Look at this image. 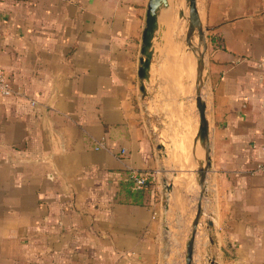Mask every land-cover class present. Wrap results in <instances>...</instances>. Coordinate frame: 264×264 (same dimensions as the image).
<instances>
[{
    "label": "crops",
    "instance_id": "obj_1",
    "mask_svg": "<svg viewBox=\"0 0 264 264\" xmlns=\"http://www.w3.org/2000/svg\"><path fill=\"white\" fill-rule=\"evenodd\" d=\"M148 1L0 0V68L23 93L0 97V264H184L204 152L192 154L191 80L176 84L169 127L157 102L166 18L149 96L141 92ZM197 2L212 166L194 262L209 264L208 254L216 264H264V80L254 67L264 57V0H204V13ZM166 129L167 157L156 138ZM171 168L179 178L165 216ZM133 170L152 174L149 192L136 193Z\"/></svg>",
    "mask_w": 264,
    "mask_h": 264
},
{
    "label": "water",
    "instance_id": "obj_2",
    "mask_svg": "<svg viewBox=\"0 0 264 264\" xmlns=\"http://www.w3.org/2000/svg\"><path fill=\"white\" fill-rule=\"evenodd\" d=\"M179 0H149L146 11V20L145 27L143 30L142 37V48H141V60L140 67L138 71V76L142 82L141 92L144 97H148V91L146 88V83H149L151 80V67L152 60L154 56V42L159 33L161 22L169 15L173 10V5L178 4ZM180 7H175L174 16L177 11L178 20L176 23L177 26L181 25L184 20V25L187 28L185 41L188 45L186 53L191 52V46L193 40L196 38L195 34H198V49L197 53L194 54V70L192 77V85L194 88L195 96L194 100L195 107L198 114V130L193 142L192 154L196 152V148L199 145L204 152L203 160L198 164V168L195 171L196 184L199 188V195L196 202L194 203L195 213L190 225V231L187 236L185 243V249L183 250L184 264H195V240L197 232L199 230V224L203 217V203L206 197V178L207 174L212 166L211 159V149H210V127L209 121L207 118V104L204 99L203 91L205 88V79L207 75V65H206V56L208 52V43H207V28L205 27L201 14L198 7L197 0H180ZM185 8L188 9V15L186 14ZM179 26V27H180ZM182 33V30H180ZM175 35V34H174ZM177 35V34H176ZM185 53V54H186ZM182 66L185 69L186 60L183 58L181 60ZM152 109L151 113L157 115V106L156 101L153 98H150ZM158 150L163 152V155L167 157L165 145L162 142H159ZM178 178V172L173 168L166 170V176L162 180L163 190H164V203H165V216H169L172 212L171 204L175 198V181ZM191 191V190H190ZM183 215L179 211L176 216V225L178 230L182 226ZM211 227V222H207V229ZM168 231L171 230L168 227ZM210 243L213 244L212 239H209ZM207 261L209 264H216L213 258H210L207 254Z\"/></svg>",
    "mask_w": 264,
    "mask_h": 264
},
{
    "label": "rangeland",
    "instance_id": "obj_3",
    "mask_svg": "<svg viewBox=\"0 0 264 264\" xmlns=\"http://www.w3.org/2000/svg\"><path fill=\"white\" fill-rule=\"evenodd\" d=\"M199 5L202 7V10H203V13H204V0H199ZM185 10H186V14L188 15V9L185 8ZM175 15L177 17V18L175 17V19H176L175 22H177V20H178L177 11H176ZM184 22L185 21L183 20L182 23H181V25L183 26V28L181 29L182 30V34H181V31H180V33L178 34L179 37L175 36L176 38H174V41L176 42L175 43L176 46L174 45V48L177 51L180 52V53L179 52L178 53H179V57L181 56V58H180L181 60L183 59L182 58L184 56L183 54H185L187 49L189 48L187 43H186V41H185V35H186L187 28L184 26V25H186ZM195 37L197 38V41H198V34L197 33L195 34ZM168 44L169 43H167V45H166L167 48H166V46H164L165 54H164V56H163V58L161 60L159 68H158V79H159V84H160V93L156 92V95H157V99H158L157 102L159 104H163V110L166 113V119H165L166 125H168V127H169V123L172 120V117H171V112H172V108H173L172 99H173V95L176 92V90H174L172 88V83H171V80H170V72H171V69H173V67H172L173 66V63H172L173 59H172L171 52H170V50L168 48ZM179 46H180V48H179ZM184 46H185V48H184ZM160 47L161 46H159V48H158L159 51L161 50ZM193 70H194V65H193ZM190 77H188L189 79L187 77H184V78L188 79V80H191ZM184 78H183V80H184ZM192 87H193V85L191 84L190 85L191 96L193 97V98L192 97L191 98L194 99V96H195L194 93L195 92L192 91V90H194V88H192ZM192 94H194V95H192ZM191 102H193L191 104H194L193 100H191ZM177 120H178V116L175 118V121H177ZM166 133H167V137L163 134L162 131L161 132H157L156 138H157V141H159V142H162V141L164 142L165 141L167 143V147H169V144L171 142V135H170L169 131L167 132V129H166Z\"/></svg>",
    "mask_w": 264,
    "mask_h": 264
},
{
    "label": "bare ground",
    "instance_id": "obj_4",
    "mask_svg": "<svg viewBox=\"0 0 264 264\" xmlns=\"http://www.w3.org/2000/svg\"><path fill=\"white\" fill-rule=\"evenodd\" d=\"M180 0L178 1V4L177 3H175L176 5L174 6L173 5V10L169 13V15H167V17H166V24L165 25H167V27H168V32H169V36H167L168 38V41H167V43H169L168 44V48H169V50H170V52H171V55H172V59H173V61H172V63H173V69H171V72H170V80H171V83H172V88L174 89V90H176L177 91V85L176 84H178L179 86H180V88L179 89H181L182 90V88L181 87H184V86H182L181 85V82H179L178 83V81H179V79H180V76H181V80L184 78V77H190L191 78V81H192V77H193V65H194V54H196L197 53V49H198V45L197 44H199L198 43V41H197V38H195L194 40H193V42H192V46H191V52H189V53H186V54H183L182 56V58H184L185 60H186V66H185V69L183 68V66H182V64H181V56L179 57V51H177L175 48H174V45H175V41H174V37L173 36H178V34L180 33V30H181V26L179 27V26H177L176 25V23H175V17H176V15L174 16V9L176 10V8L175 7H179L181 4H180ZM177 18V17H176ZM166 28V27H165ZM186 29V28H185ZM167 30V29H166ZM167 32V31H166ZM185 32V31H184ZM175 34V35H174ZM177 34V35H176ZM182 34V33H181ZM175 37V38H176ZM179 37V36H178ZM176 40V39H175ZM185 43V42H184ZM176 46V45H175ZM179 48H180V46H179ZM184 48H185V46H184ZM193 50H194V54L192 53L193 52ZM185 51V50H184ZM179 52V53H178ZM185 53V52H184ZM181 55V54H180ZM184 71V72H183ZM189 79V78H188ZM188 79H185V81H188ZM183 81V80H182ZM190 81V80H189ZM190 81V82H191ZM190 84H192V83H190ZM188 85V84H187ZM175 87H176V89H175ZM171 88V89H172ZM187 88H188V86H187ZM186 87H185V89H187ZM190 88V87H189ZM193 88V87H192ZM188 90V89H187ZM189 90H191V89H189ZM193 92H194V90H192ZM179 92V91H178ZM181 92V91H180ZM191 92V91H190ZM195 94V93H194ZM194 94H192V95H194ZM171 95V94H170ZM191 94H189L188 96H190ZM186 96V95H185ZM188 96H186V97H188ZM192 97V96H191ZM190 97V98H191ZM189 98V99H190ZM193 98V97H192ZM190 101H191V99H190ZM191 103H193V102H191ZM189 105V104H188ZM192 105H194V104H192ZM192 107H194V106H192ZM187 109H188V106H187ZM187 111V110H186ZM190 111H192V110H190ZM185 113H187V114H190V112L188 113V111L187 112H185ZM192 113V112H191ZM187 114H186V116H187ZM193 123H191V125H192ZM193 126V125H192ZM187 127H188V125H187ZM192 128V127H191ZM194 129V128H193ZM173 131V130H172ZM193 131V130H192ZM186 133V132H185ZM193 133V132H192ZM188 135H190L189 134V132H188ZM192 135V134H191ZM194 135V134H193ZM180 136H181V133H180ZM186 136V135H185ZM178 138V137H177ZM182 138H183V135H182ZM185 139H187V138H185ZM192 140V139H191ZM186 141V140H185ZM190 140H188L187 142H189ZM180 143V139L178 140V143L177 144H179ZM184 143V142H183ZM181 144H182V142H181ZM187 144H189V143H187ZM187 146V145H186ZM185 147V146H184ZM188 147V146H187ZM187 147H186V149H187ZM177 148V147H176ZM181 148H182V146H181ZM189 149V148H188ZM177 151V150H176ZM179 151V150H178ZM177 151V152H178ZM186 151V150H185ZM181 152V151H180ZM183 153H184V151H183ZM175 154V153H174ZM178 155V154H177ZM177 155H175L176 157H177ZM182 155V154H181ZM189 155V154H188ZM176 157H174V158H176ZM184 157V156H183ZM186 157H188V156H186ZM180 159V158H179ZM185 162V161H184ZM183 162V163H184ZM181 164V163H180ZM185 164V163H184ZM184 164H182V166L184 165ZM186 164H187V162H186ZM178 165V164H177ZM176 165V166H177ZM181 167V166H180ZM184 167V166H183ZM184 176V175H183ZM179 178V177H178ZM183 180V179H182ZM184 181V180H183ZM183 183V182H182ZM178 184V183H177ZM184 222V221H183ZM174 225V224H173ZM170 242V241H169ZM172 247V246H171ZM201 248V247H200ZM172 251V250H171ZM175 251V250H174ZM202 251V250H201ZM208 252V251H207ZM206 252V253H207ZM170 253V252H169ZM201 253V252H200ZM202 255V254H201ZM200 257V256H199ZM204 257V256H203ZM206 257V256H205ZM200 259V258H199ZM203 259V258H202Z\"/></svg>",
    "mask_w": 264,
    "mask_h": 264
},
{
    "label": "built area",
    "instance_id": "obj_5",
    "mask_svg": "<svg viewBox=\"0 0 264 264\" xmlns=\"http://www.w3.org/2000/svg\"><path fill=\"white\" fill-rule=\"evenodd\" d=\"M254 67L256 70H258L260 79L264 80V57L260 58L257 61H254ZM23 93L21 91H15L13 87L11 86L7 74L3 68H0V97L1 98H17L22 96ZM32 104H35L34 101H32ZM260 104L262 109L264 110V96L260 100ZM262 151L264 153V147L262 148ZM152 177V174L150 173H140L138 171H131L128 174L129 181L132 183L133 187L135 189H143L147 180Z\"/></svg>",
    "mask_w": 264,
    "mask_h": 264
},
{
    "label": "trees",
    "instance_id": "obj_6",
    "mask_svg": "<svg viewBox=\"0 0 264 264\" xmlns=\"http://www.w3.org/2000/svg\"><path fill=\"white\" fill-rule=\"evenodd\" d=\"M131 183V182H130ZM132 185V183H131ZM154 183H153V177L149 178L144 186L143 189H135L134 187V190L136 191L137 194H139L140 196L143 195L145 192H149L152 187H153ZM133 186V185H132Z\"/></svg>",
    "mask_w": 264,
    "mask_h": 264
}]
</instances>
